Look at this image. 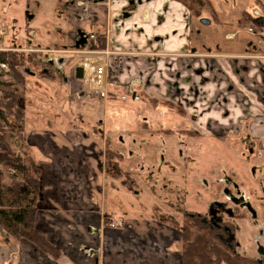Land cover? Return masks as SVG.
I'll use <instances>...</instances> for the list:
<instances>
[{"label":"crops","instance_id":"1","mask_svg":"<svg viewBox=\"0 0 264 264\" xmlns=\"http://www.w3.org/2000/svg\"><path fill=\"white\" fill-rule=\"evenodd\" d=\"M23 3L24 27L18 34L15 7L23 8ZM0 22L5 31L0 46L55 55V79L60 81L43 78L41 89L33 91L39 104L27 107L24 145L16 152L39 168L34 230L58 255L54 258L0 230V264H181L179 231L155 219L161 214L181 218L169 202L164 205L160 200L169 186L163 184L156 196L150 193L151 182L157 185L164 172L172 178L167 183L179 177L180 162L173 158L180 157L186 141L161 130L180 119L201 136H236L240 148L247 146V161L255 159L254 166H249L251 173L254 168L264 172V159H257L264 153V142L259 144L264 141V60L189 49V19L178 3L0 0ZM29 29L34 31L33 38L26 35ZM95 32L104 37V48L97 52L108 53L98 59L80 56L89 51L87 36ZM98 65L104 66L106 82L121 85L120 93L110 91L106 99L83 97L86 90L96 88ZM78 67L80 78L75 76ZM71 89H76L75 99ZM121 95L126 98L121 100ZM168 103L181 108L184 115L175 114ZM137 104L143 116L141 124L134 126L129 110ZM106 148L119 154L121 167L140 180L138 191H128L105 175ZM186 159L189 163L191 159L193 185L196 174L200 179L212 173L209 164L202 166L189 155ZM187 161L183 160L182 171L188 168ZM218 163L213 172L225 167ZM232 174L238 179L236 171ZM232 178L224 176L223 194L239 204L240 191L247 187L239 191ZM249 179L254 181L255 175ZM230 183L236 196L226 193ZM200 192L197 189L199 197L193 195L191 203L192 198L195 204L206 194L200 197ZM236 198L241 200L235 202ZM204 204L214 218L222 217L224 209L212 212L206 198ZM242 220L235 222L238 250ZM263 247L257 245L256 251L264 254Z\"/></svg>","mask_w":264,"mask_h":264},{"label":"rangeland","instance_id":"2","mask_svg":"<svg viewBox=\"0 0 264 264\" xmlns=\"http://www.w3.org/2000/svg\"><path fill=\"white\" fill-rule=\"evenodd\" d=\"M207 1L209 2V6L201 10L200 19H208L209 25L200 24L199 22L200 19L198 21V18H190L187 9L178 3L187 12L189 19V23H188L189 35L187 37L188 39L187 43L189 49H191V47H194L198 51H202V53L203 52L207 53L206 51H210L212 53L218 51L220 52L224 51L231 54L241 53V55L243 54V56L255 57L264 60V0H207ZM23 6H24L23 8H21V6L15 7V11H17L16 16L19 17L17 18V20L19 21L17 24L19 26V28L17 27L18 34H21V30L24 27V24H22L21 22L22 16H24L23 13L26 11V7L24 3ZM29 7H30L29 10H32L34 4L30 3ZM211 10L214 11V15L211 14ZM252 18L256 19L257 21L255 22L251 21ZM94 34L97 36V43H98L95 49L96 53L89 52L91 49L90 47L88 52H86L83 55L81 54L80 56H83L84 58L95 57L96 59L98 58V56L104 54L102 53V51L97 52L98 50H100L98 49L99 46L98 35H103V34H98L96 32ZM23 53H27V52H23ZM38 53H41L42 59L46 61L47 64L51 65L54 70H56L55 69L56 65L55 63H53L56 62L55 55L48 54L46 52L42 53V51H39ZM49 61H51V64ZM20 70L22 73H24L25 79L27 81L25 84L26 97H27L26 98L27 105L25 111L26 114V112L28 113V109H27L28 106L39 104L38 97L36 95L35 96L33 95V91L41 89L39 85L42 83L43 77H41L38 70L35 69L20 68ZM8 74L5 75L4 73L0 72V82L8 80ZM54 81L60 83V81H58L57 79H55ZM75 90L76 89L70 90V95L73 99H75L76 97L74 94ZM91 91H93V89L86 90L85 94H82L83 97L91 99V97L87 96V92L89 93ZM93 98H98V97H93ZM143 100L145 101V99ZM145 102H147V100ZM147 105L151 107H155L156 103L148 101ZM134 106L135 107L132 110H129V113L133 116L132 123L134 124V126H136V124L139 125L141 124L143 115L141 111V106L139 104ZM166 106L167 108H173L175 114H179L182 116L184 115V111L181 108L177 107L176 105H172L168 103L166 104ZM172 124L174 125L171 126V128L165 127L164 129L161 130V132L163 134L180 135V137H183L184 140L186 141V147L184 145L183 149H181L182 153L180 157L178 154V156H174L173 158V160H175L176 162H180L179 164L180 166L178 167L179 177L177 180H174L173 183H167L172 178L168 176L166 172H164L162 176L158 177L160 179V182L157 185L154 184L155 180L151 182L153 184L151 186L150 193H154L156 196V194L161 193L162 190L161 187L163 184L168 185L169 187L167 188V190L165 189L163 190L164 195L162 194V197L164 199L161 197L160 200H164L163 201L164 205L166 204L165 202H169V204H171V207L175 210V212H177L181 216V218L180 220H177L173 216L163 214L167 217L168 216L173 217L176 223L172 225L166 224L164 223V220L159 219L158 216L161 215H156L155 219L157 221L162 222V224L164 225H167L173 229H177L179 231L181 244H182L183 238H182V233L180 231L181 230L180 226L183 223L184 213L203 212L202 214H206L208 210H206L205 208L206 204H204V198H206L207 204L208 206H210L209 208H211L212 205L220 204L219 202L215 201V199L219 201L228 200L227 199L228 195H226L227 197L226 198L223 194V190L226 185L223 183V178L225 175H227L228 177H234L235 179L234 178L232 179L237 183L236 186L239 191L242 189L240 187L242 186L247 187L245 188V191H243V189L240 191L241 196L243 198H241L242 201L238 205L242 204L249 213L255 216L254 221H251L250 219L248 220L245 219L241 221L240 225H238V229H240L238 231V239H240V241L242 242L239 251L246 256H252L254 254V250L256 249L257 245L264 246V240H263L264 238L263 237L264 235V172L262 171V169L259 171L257 170V168L256 169L254 168L253 174L251 173L252 171L249 166L250 165L254 166L252 162L255 159L252 158L251 161L250 160L247 161V159L249 158V151L247 149V146L244 144V146L242 145L240 148V146L237 144L238 143L237 141L239 139H237L236 136L217 135L214 136L213 138V136L211 137L201 136L196 131H193L197 134L196 137L199 138V139L196 138L197 139L196 140L195 138H193L195 136H192L191 134L185 132V131H192L186 124L185 120L180 119L178 123L173 122ZM262 142L264 141L259 142V144ZM23 145H24L23 139L18 140L15 138V136L11 138V146L15 152L18 151V148H22ZM201 146L204 147L200 148ZM239 148L240 150H238ZM188 155L189 158H195L197 159V161H200L199 164H201L202 166L204 165L207 166V164H209V167L212 170L211 174L209 173V175H206L207 178L204 176V178L198 179L197 176L199 174H196V177L193 179L195 181L194 183L195 185L191 183V177L193 176V173L191 172V159H190V163L189 160L186 159ZM184 159L186 161L188 160L186 162V165L188 164V168H185V170L182 171L181 165H183L182 162ZM257 159H264V153L262 154L260 153V156L259 158L257 157ZM104 160H103V170L105 171L106 168H105ZM119 161L120 160H114V162L120 167V169L123 172L128 173L124 168L121 167ZM217 161H219L218 164L223 163V166L225 167H223L221 171V169H219L218 166L217 167L218 169L214 170L213 172V167H215ZM244 161L248 162V164L246 165L245 163H242ZM247 166L249 168H247ZM202 168L204 170V167ZM246 170L248 171V176ZM232 171L237 172L239 176V177L237 176L238 179H236V177L232 174ZM252 175H255L254 181L249 179L250 176ZM129 177H130L129 181L131 185H133L132 192L138 191L139 187L141 186L140 180H138L137 178L133 179L130 174ZM108 178L114 179L113 177H111L110 174ZM2 181L4 184H8L10 182L7 174L3 177ZM117 181L119 184H121L120 179H118ZM242 183L245 184L242 185ZM197 189H201L200 197L203 194V192H205L206 194L202 196L201 200L198 199L200 202L195 201L197 203L194 204L193 198L191 203V197L193 195L194 197L195 196L199 197L197 193ZM227 191L232 196H236L235 195L236 190L233 184L231 183L228 184ZM248 197L250 199H248ZM213 199L214 201H212ZM241 199L236 198L235 202H239V200ZM144 201L145 200H143V202ZM148 202L149 201L146 202V205H148ZM147 208L150 210L151 209L150 205L147 206ZM212 219L215 220L217 219V217L215 219L214 218ZM255 221L256 223H254ZM110 226L111 228H114L115 224L111 223ZM257 252L259 256H261L259 257V260L262 262V264H264V254L260 251ZM183 257H185V255Z\"/></svg>","mask_w":264,"mask_h":264},{"label":"trees","instance_id":"3","mask_svg":"<svg viewBox=\"0 0 264 264\" xmlns=\"http://www.w3.org/2000/svg\"><path fill=\"white\" fill-rule=\"evenodd\" d=\"M185 7L190 18L200 19L201 10L209 6L207 0H172ZM214 15V11L211 10ZM255 22L256 19L252 18ZM98 49L104 48V37L98 35ZM41 53L0 52V63L9 68L8 80L0 82V230L15 240L33 244L41 252L57 257V251L34 230V217L38 211L39 168L27 162L11 146V138L22 140L26 133V79L20 68L38 70L40 76L53 80L55 70L41 57ZM196 137L193 131H185ZM192 138V137H191ZM105 175L120 179L121 185L132 191L129 174L123 172L114 160L121 156L106 148ZM112 173V174H111ZM7 174L10 182L3 183ZM229 198L221 206L212 205L215 211L225 210L222 217L213 220L206 214L184 213L181 233L183 257L181 264H262L256 249L252 256L242 254L235 242L236 220L254 221L244 206ZM229 204V205H228ZM226 206V207H225ZM166 224H175L173 217L158 216ZM219 220V221H218Z\"/></svg>","mask_w":264,"mask_h":264},{"label":"built area","instance_id":"4","mask_svg":"<svg viewBox=\"0 0 264 264\" xmlns=\"http://www.w3.org/2000/svg\"><path fill=\"white\" fill-rule=\"evenodd\" d=\"M4 35H5L4 26L0 22V38L3 37ZM26 35H27V37L33 38L34 37V31L32 29H29L26 31ZM87 39H88L89 48L91 47L89 52L96 53L95 49L98 45L97 36L94 33L89 34L87 36ZM4 51L21 52V53H23V52H27V53L39 52V51H35L33 49H30V48L19 49V48H15V47L0 46V52H4ZM107 53L108 52H105L104 54H107ZM0 72L4 73L5 75L9 73V68L5 63H0ZM94 83H95L96 88L93 89V91H91L89 93L87 92V96H89L91 98L98 97L101 99H106L108 97L110 91H113L115 94L120 93L122 91L121 85L116 84L114 82H106L104 80V66L103 65L96 66L95 72H94ZM120 98H121V100H124L126 97H125V95H121ZM133 98H134V100L138 99L135 96Z\"/></svg>","mask_w":264,"mask_h":264},{"label":"water","instance_id":"5","mask_svg":"<svg viewBox=\"0 0 264 264\" xmlns=\"http://www.w3.org/2000/svg\"><path fill=\"white\" fill-rule=\"evenodd\" d=\"M200 24H202V25H209V20L208 19H200ZM75 76H76V78H80L81 77V68H76L75 69Z\"/></svg>","mask_w":264,"mask_h":264},{"label":"flooded vegetation","instance_id":"6","mask_svg":"<svg viewBox=\"0 0 264 264\" xmlns=\"http://www.w3.org/2000/svg\"><path fill=\"white\" fill-rule=\"evenodd\" d=\"M226 193H228L229 194V192L227 191ZM234 201V200H233ZM223 209V208H222ZM215 219V218H214ZM215 220H217V219H215ZM219 221V220H218Z\"/></svg>","mask_w":264,"mask_h":264}]
</instances>
